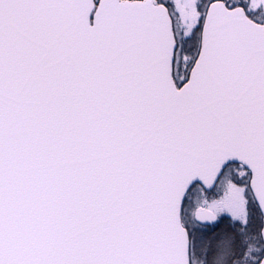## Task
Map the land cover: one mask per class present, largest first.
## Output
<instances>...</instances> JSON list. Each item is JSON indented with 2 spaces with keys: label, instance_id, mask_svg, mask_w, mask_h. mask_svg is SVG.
Wrapping results in <instances>:
<instances>
[{
  "label": "snow or ice",
  "instance_id": "snow-or-ice-1",
  "mask_svg": "<svg viewBox=\"0 0 264 264\" xmlns=\"http://www.w3.org/2000/svg\"><path fill=\"white\" fill-rule=\"evenodd\" d=\"M0 264H264V0H0Z\"/></svg>",
  "mask_w": 264,
  "mask_h": 264
}]
</instances>
